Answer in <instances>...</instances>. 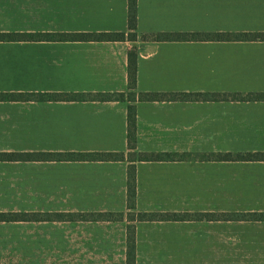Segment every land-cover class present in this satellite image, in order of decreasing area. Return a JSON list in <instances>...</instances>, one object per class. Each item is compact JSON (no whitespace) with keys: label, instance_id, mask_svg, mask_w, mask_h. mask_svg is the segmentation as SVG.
I'll use <instances>...</instances> for the list:
<instances>
[{"label":"crops","instance_id":"crops-1","mask_svg":"<svg viewBox=\"0 0 264 264\" xmlns=\"http://www.w3.org/2000/svg\"><path fill=\"white\" fill-rule=\"evenodd\" d=\"M136 8L135 41H0V93L127 95L136 54L134 103L0 101V153L63 155L0 161V212L55 217L0 222V260L127 264L133 225L136 264H264V221L225 219L264 213V160L234 158L264 153V100L238 99L264 94V41L153 40L264 33V0H136ZM128 32V0H0V34ZM144 93L170 98L140 100ZM131 166L136 213L192 218L131 221ZM107 214L123 219L92 218Z\"/></svg>","mask_w":264,"mask_h":264},{"label":"trees","instance_id":"trees-1","mask_svg":"<svg viewBox=\"0 0 264 264\" xmlns=\"http://www.w3.org/2000/svg\"><path fill=\"white\" fill-rule=\"evenodd\" d=\"M128 28L126 33H80V34H45V35H25V34H0V41H17V40H79V41H124L129 39L135 41L137 38V8L136 0H128ZM155 41H200V40H232V41H264V33H239V34H201V33H160L153 37ZM128 73H129V93H99V94H14V93H0V101H26V100H41V101H55V100H97V101H125L126 99L131 103L136 100V54L131 51L128 54ZM166 95L160 94H140L139 99L144 101L168 99ZM179 98L173 95L172 99ZM240 100H264V94H251L247 96H239ZM135 129H136V113L133 104L128 107V145L130 150H135ZM63 155L54 154H22V153H0V161H25L28 159L46 160L58 158ZM74 159L81 160H120L123 158L122 154H71L67 155ZM66 156V157H67ZM136 155L134 154V157ZM139 160L153 161L164 158H169V155H139ZM224 158L233 159L232 156L226 155ZM236 160L242 161H261L264 160V153L238 155L234 157ZM128 209L129 219L131 221H170L192 218L191 215H177L171 213H136V179L135 170L131 166L128 172ZM55 218L49 214H26V213H0V222H16V221H38ZM93 219H107V220H122V214H107L93 216ZM226 220H250V221H264V213H247V214H227ZM127 264H136L135 256V228L133 225L128 226L127 237Z\"/></svg>","mask_w":264,"mask_h":264},{"label":"rangeland","instance_id":"rangeland-1","mask_svg":"<svg viewBox=\"0 0 264 264\" xmlns=\"http://www.w3.org/2000/svg\"><path fill=\"white\" fill-rule=\"evenodd\" d=\"M0 213H16V212H0ZM0 264H25L24 260H11V259H4V260H0Z\"/></svg>","mask_w":264,"mask_h":264}]
</instances>
